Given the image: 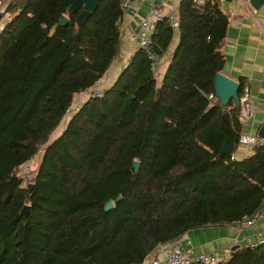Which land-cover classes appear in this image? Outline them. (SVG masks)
Returning <instances> with one entry per match:
<instances>
[{
    "label": "trees",
    "instance_id": "16d2710c",
    "mask_svg": "<svg viewBox=\"0 0 264 264\" xmlns=\"http://www.w3.org/2000/svg\"><path fill=\"white\" fill-rule=\"evenodd\" d=\"M122 1L102 0L81 26L82 9L68 14L74 0H12L6 8L0 264H142L160 243L194 227L243 220L264 201V145L242 158L221 155L226 137L240 144L241 105L207 97L225 65L230 20L221 0L201 9L181 1L180 40L160 84L148 53L138 49L103 96L85 101L49 142L76 95L95 86L119 55ZM63 15L69 22L60 26ZM174 35L169 18L159 20L152 50L163 56ZM239 83L242 97L246 81ZM43 146L31 189L18 170ZM215 264H264V244H240Z\"/></svg>",
    "mask_w": 264,
    "mask_h": 264
},
{
    "label": "crops",
    "instance_id": "0c3cea01",
    "mask_svg": "<svg viewBox=\"0 0 264 264\" xmlns=\"http://www.w3.org/2000/svg\"><path fill=\"white\" fill-rule=\"evenodd\" d=\"M9 1V0H8ZM12 1V0H10ZM182 0H143L135 3L126 20L122 22L120 52L103 77L105 87H110L121 71L138 50L129 31L139 29L140 24L150 14L153 7L159 8L164 15L179 13ZM221 10L229 15V26L222 43L221 51L225 57L222 73L239 82L246 81L250 98L256 112L243 123L242 135H264V1L261 0H228L220 2ZM2 16L4 13H1ZM8 15H4L6 20ZM3 23H0V29ZM168 51L163 55L164 61L159 71L161 83L171 56L179 43V29H175ZM85 102V101H84ZM253 153L250 145H235L234 155L239 158ZM258 211L242 221L211 223L194 227L179 237L187 248L192 247L194 253L222 252L228 246H234L239 238L245 244L248 238H254L264 225V201ZM157 250V248H156ZM153 252V251H152ZM153 256V255H152ZM152 259V258H151ZM142 264H151L144 262Z\"/></svg>",
    "mask_w": 264,
    "mask_h": 264
},
{
    "label": "built area",
    "instance_id": "2783aa9c",
    "mask_svg": "<svg viewBox=\"0 0 264 264\" xmlns=\"http://www.w3.org/2000/svg\"><path fill=\"white\" fill-rule=\"evenodd\" d=\"M143 0H123L121 4L122 15L121 22L127 19L130 11L133 9V5L135 3H141ZM208 0H194V5L197 9H201L206 5ZM228 1V0H221ZM10 0H0V13H5L6 8L9 4ZM179 13H174L172 15H164L163 11L159 8L153 7L149 16L142 21L140 24V28L131 29L129 31V35L134 41L137 49H144L148 53V57L152 61V70L159 75L160 67L163 63V56H160L158 53L152 50L153 45V33L156 28V24L159 20L164 17L169 18V24L172 28H179ZM105 82L104 79L101 78L98 80L95 86L80 91L75 98V101L79 102L81 99L82 102L77 104L73 103V105H82L84 101H87L90 98H96L103 96L105 92ZM208 99L213 104L215 101H218V96L215 93H211L207 95ZM241 102V115L240 120L244 121L247 118L251 117L255 112L256 108L250 98L249 89L246 87L244 94L240 97ZM73 106L68 110L67 115H71ZM240 144L242 145H264V139L256 136V135H241ZM257 215H261L262 212L256 211ZM248 218V217H247ZM246 219V218H245ZM244 220V219H243ZM242 221V220H239ZM242 239H237L234 244H241ZM261 244H264V225L257 232L256 237L248 238L244 245H248L250 247H257ZM233 246H228L224 248L222 252L213 251V252H200L194 253V249L192 247L187 248L185 243L180 239H174L168 242L160 243L157 247V250H153V256L151 259V264H190L196 261H203L207 264H215L217 262L222 261L223 259L229 257L232 253Z\"/></svg>",
    "mask_w": 264,
    "mask_h": 264
},
{
    "label": "water",
    "instance_id": "95a60500",
    "mask_svg": "<svg viewBox=\"0 0 264 264\" xmlns=\"http://www.w3.org/2000/svg\"><path fill=\"white\" fill-rule=\"evenodd\" d=\"M102 0H74L72 5L69 8L68 14L73 13L79 9H82L81 13L77 17V24L78 26H81L86 23L88 18L93 14V12L97 9L99 4ZM264 1V0H261ZM2 18V14L0 13V19ZM69 22V16L63 15L60 18L59 25L63 26L66 23ZM239 89H240V83L236 81L235 79L230 78L229 76L225 75L222 72L217 73L215 77V92L218 96L219 102L222 105H227L230 100L234 99L236 102L241 104L240 102V96H239ZM260 138L264 139V135L259 133ZM235 142L232 141L230 138L226 137L225 142L222 146V149L220 151L221 155L225 154H233L235 151ZM134 167L136 169V172L139 171L140 168V162L135 161ZM34 184H31V189H33ZM122 197L119 196L116 201L110 200L105 208L111 209L115 206V202L119 201ZM31 206L25 205L23 207V213L28 214L30 211ZM240 244H236L233 246V249H236Z\"/></svg>",
    "mask_w": 264,
    "mask_h": 264
},
{
    "label": "rangeland",
    "instance_id": "374dc122",
    "mask_svg": "<svg viewBox=\"0 0 264 264\" xmlns=\"http://www.w3.org/2000/svg\"><path fill=\"white\" fill-rule=\"evenodd\" d=\"M3 23V26L4 24L7 22V19L4 20L2 19L0 21V23ZM2 26V27H3ZM1 27V29H2ZM175 34H177V32H175ZM164 62V61H163ZM158 78L160 79V77L158 76ZM77 99L75 101V103L77 104ZM82 102V100L80 99L78 103ZM81 105L78 104V105H73V109H72V112H71V115L76 112V110L79 109ZM70 119V115H66L65 118L63 119V121L60 123V125L57 127V129L51 134L50 136V140L49 142L55 140L58 136H60L62 134V132L65 130V127L67 125V122L69 121ZM46 146H43L42 149L30 160L28 161L27 163H25L23 166H21V168L18 170V175L20 177H22V179L24 180V185L27 186L29 184H33V180L36 176V173L38 171V168L40 166V163H41V160H42V156H43V152H44V148ZM152 255H153V252H151L147 258H146V262H151V258H152Z\"/></svg>",
    "mask_w": 264,
    "mask_h": 264
}]
</instances>
